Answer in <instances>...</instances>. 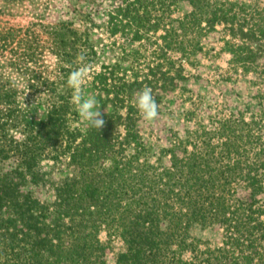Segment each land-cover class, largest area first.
<instances>
[{
    "label": "trees",
    "instance_id": "trees-1",
    "mask_svg": "<svg viewBox=\"0 0 264 264\" xmlns=\"http://www.w3.org/2000/svg\"><path fill=\"white\" fill-rule=\"evenodd\" d=\"M69 5L46 30L53 75L33 45L0 68V264H264V104L210 115L160 146L142 135L133 96L151 87L160 113L189 91L187 65L218 26L231 63L251 71L264 55V0ZM79 54L84 91L104 112L98 131L67 84Z\"/></svg>",
    "mask_w": 264,
    "mask_h": 264
},
{
    "label": "rangeland",
    "instance_id": "rangeland-1",
    "mask_svg": "<svg viewBox=\"0 0 264 264\" xmlns=\"http://www.w3.org/2000/svg\"><path fill=\"white\" fill-rule=\"evenodd\" d=\"M69 3L70 0H0V68L12 54H20L28 45H33L42 52L38 64L53 75L57 61L50 50L46 30L70 10ZM104 18L102 15L96 20L103 22ZM95 31L102 35L104 43L113 40L102 29ZM225 38L231 37L224 26H218L205 37L204 50L199 54L196 66L187 65L192 75L186 83L189 91L182 94L178 90L170 94L166 108L155 120L139 122V129L147 140L166 145L173 130L183 134L187 126L193 128L198 121L208 123L210 115L237 111H245L247 116L252 112L260 113L264 104L261 98L264 95V55L251 71L237 69L231 63L232 55L226 49ZM114 39L123 41L120 36ZM35 63L30 62L32 67L37 65ZM195 108L198 116L186 121V111ZM196 233L204 238L214 237L209 229H196ZM116 242L114 245L118 250L120 243Z\"/></svg>",
    "mask_w": 264,
    "mask_h": 264
},
{
    "label": "clouds",
    "instance_id": "clouds-1",
    "mask_svg": "<svg viewBox=\"0 0 264 264\" xmlns=\"http://www.w3.org/2000/svg\"><path fill=\"white\" fill-rule=\"evenodd\" d=\"M77 60L80 67L70 72L67 84L73 90L72 103L76 106L79 116L97 131L102 129L106 123L104 112L98 107L95 96L87 95L84 91V82L88 78L90 65L85 63L84 54H79ZM136 106L146 121H153L158 117V103L153 89L144 86L133 93Z\"/></svg>",
    "mask_w": 264,
    "mask_h": 264
}]
</instances>
